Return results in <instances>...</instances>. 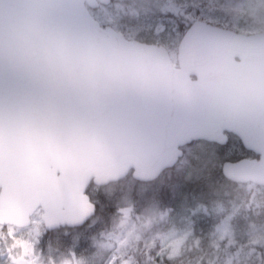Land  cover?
I'll use <instances>...</instances> for the list:
<instances>
[{"label": "water", "instance_id": "water-1", "mask_svg": "<svg viewBox=\"0 0 264 264\" xmlns=\"http://www.w3.org/2000/svg\"><path fill=\"white\" fill-rule=\"evenodd\" d=\"M110 0H0V224L46 230L95 212L88 185L151 181L195 140L228 135L257 155L225 160L264 186V30L202 19L174 65L161 44L130 39L89 8Z\"/></svg>", "mask_w": 264, "mask_h": 264}, {"label": "rangeland", "instance_id": "rangeland-1", "mask_svg": "<svg viewBox=\"0 0 264 264\" xmlns=\"http://www.w3.org/2000/svg\"><path fill=\"white\" fill-rule=\"evenodd\" d=\"M127 1L126 6L123 0H115L111 3L112 9L100 5L90 12L101 24L112 25L127 38L164 45L174 65L178 42L196 19L243 33L264 30V0ZM184 154L176 167L178 174L189 179L197 173L195 166H190V157L207 165L219 164L221 169L225 160L248 156L234 135L220 147L206 140L192 141L184 147ZM162 181L159 176L142 188L145 195L138 203L127 194L133 186L132 180L121 179L114 188L109 187L110 192L116 191L113 195L117 198L116 215L108 224L110 230H104L105 219L101 217H95L85 228L75 232L64 228L46 230L40 209L33 213L29 226L0 224V239L12 243L7 250L0 244V264H136V261L156 264L154 259L164 253L172 255L192 246L215 248L221 243L232 247L230 259L236 260L242 249L264 244V217L240 224L231 221L240 199L233 201L231 212L209 231L195 232L190 219L184 216L177 218V223L171 221L169 210L157 208L158 205L148 199ZM244 184L248 189L253 186L250 182ZM212 187L208 181L206 193Z\"/></svg>", "mask_w": 264, "mask_h": 264}, {"label": "trees", "instance_id": "trees-1", "mask_svg": "<svg viewBox=\"0 0 264 264\" xmlns=\"http://www.w3.org/2000/svg\"><path fill=\"white\" fill-rule=\"evenodd\" d=\"M114 1L110 0L107 7L112 9L111 3ZM127 2L123 0V6H126ZM90 10L95 11V8ZM214 144L220 147V144ZM245 151L246 155L257 157L255 153ZM184 156L185 154L182 155ZM191 164L195 166L197 172L193 178L189 179L187 176L178 174L179 168L175 164L163 170L160 174L163 183L148 195V199L158 205L157 208L169 210L168 217L172 218L171 221L177 223V218L184 216L190 219L195 232L201 229L209 231L223 216L231 212L232 203L236 199H240V202L232 215L233 223L262 220L264 217V186L253 185L248 189L244 183L230 181L222 175L219 164L207 165L204 161H196L190 157V166ZM126 178L132 180L133 183L127 194L138 203L145 195L141 189L148 186L151 181H138L129 173L122 179ZM208 181H211L213 187L209 193H206L205 185ZM117 183L118 181H114L105 185H95L91 182L86 192L95 205L94 214L80 226L63 228L75 232L85 228L95 217H101L105 219L104 230L112 229L108 224H111V219L116 215L117 198L113 195L116 191L110 192L108 188H114ZM232 252V247H225L221 243L215 248L204 249L192 246L188 250L182 249L179 253L172 255L164 253L154 260L156 264H264V244L242 249L236 260L230 259ZM136 264L139 263L136 261Z\"/></svg>", "mask_w": 264, "mask_h": 264}, {"label": "flooded vegetation", "instance_id": "flooded-vegetation-1", "mask_svg": "<svg viewBox=\"0 0 264 264\" xmlns=\"http://www.w3.org/2000/svg\"><path fill=\"white\" fill-rule=\"evenodd\" d=\"M63 227H65V226H63ZM63 227H58V228H56V229H61V228H63ZM72 228V227H71ZM56 229H54V230H56ZM50 233V232H49ZM49 233H47V235H49ZM0 240H2V242H0V244L4 247V249H11V246H12V243L10 242V240H8V239H3V238H1ZM40 244V243H39ZM41 249V248H40ZM12 250H13V247H12ZM43 251V250H42Z\"/></svg>", "mask_w": 264, "mask_h": 264}, {"label": "bare ground", "instance_id": "bare-ground-1", "mask_svg": "<svg viewBox=\"0 0 264 264\" xmlns=\"http://www.w3.org/2000/svg\"><path fill=\"white\" fill-rule=\"evenodd\" d=\"M187 154V153H186ZM175 167V166H174Z\"/></svg>", "mask_w": 264, "mask_h": 264}]
</instances>
